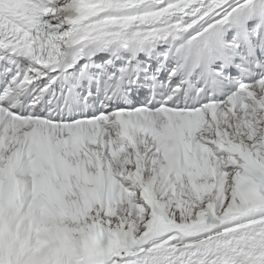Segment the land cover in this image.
<instances>
[{
    "label": "snow or ice",
    "instance_id": "snow-or-ice-1",
    "mask_svg": "<svg viewBox=\"0 0 264 264\" xmlns=\"http://www.w3.org/2000/svg\"><path fill=\"white\" fill-rule=\"evenodd\" d=\"M0 264H264V0H0Z\"/></svg>",
    "mask_w": 264,
    "mask_h": 264
}]
</instances>
